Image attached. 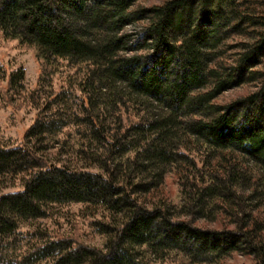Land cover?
Here are the masks:
<instances>
[{
  "label": "trees",
  "instance_id": "16d2710c",
  "mask_svg": "<svg viewBox=\"0 0 264 264\" xmlns=\"http://www.w3.org/2000/svg\"><path fill=\"white\" fill-rule=\"evenodd\" d=\"M135 1L0 0L4 38L35 49L43 65L56 58L71 64L87 61L89 77L108 85L121 83L127 93L148 101L147 108H155L145 119L130 122L125 131L136 133L140 143L132 146L130 165L135 175L160 167L156 179L143 181L137 175L132 180L127 174L118 178L115 167L104 163L102 172L57 165L26 144L0 145V177L21 175L19 189L0 193V263H10L4 247L11 245L19 222L42 216L49 203L74 200L120 215L110 223L98 222V230L105 235L103 247L71 236L45 237L30 242L18 262L32 264L50 257V264H150L143 259V250L157 254L178 249L193 259H205L244 244L253 257L249 264H264V227L249 219L250 214L235 221L233 228H204L179 218L164 203L148 206L139 197L157 187L166 164L177 161L180 177L190 185L198 182L190 195L189 202L194 204L207 197L231 203L233 185L240 186L244 178L250 180L249 164L261 168L264 178V70L250 69L264 55V0H165L131 9ZM201 12L210 15L205 18L211 20L208 29L200 26ZM131 22L143 23L141 35L132 45L119 33ZM240 24L250 28L255 40L245 45L238 58V73L230 82V75H220L211 63L219 55L215 53L219 26ZM126 49L135 52L126 53ZM0 70L6 75L8 89L22 87L20 66L5 72L0 64ZM245 73L246 79L257 78V88L243 96L244 102L224 106L211 102L219 91L239 83ZM53 127L51 121L35 118L23 137ZM177 130L210 149L216 157V174L209 171L196 180L184 174L187 164L181 161L185 156L174 149L180 136ZM93 132L103 138L111 153L117 138L114 132L101 126ZM262 192L264 197V188ZM199 209L196 212L203 216Z\"/></svg>",
  "mask_w": 264,
  "mask_h": 264
},
{
  "label": "rangeland",
  "instance_id": "374dc122",
  "mask_svg": "<svg viewBox=\"0 0 264 264\" xmlns=\"http://www.w3.org/2000/svg\"><path fill=\"white\" fill-rule=\"evenodd\" d=\"M164 1L136 0L131 9H144ZM223 7L225 6L222 5ZM204 12L199 13V23L202 29H208L211 20L205 18H209L210 15H202ZM142 25V22L128 23L119 33L123 35L126 43L132 45L141 35ZM250 31L244 24L235 28L229 25L219 26L217 33L219 42L215 49V53L219 55L214 56L211 66H215L216 70L221 72L220 75L229 74L230 82L238 73V58L247 45L254 43V34ZM125 52L135 51L126 49ZM256 61L250 69L264 70V55L259 56ZM0 64L5 72L20 66L24 73L22 87L15 90L7 88L6 75L2 76L0 70V145L26 144L36 149L47 161L57 165L102 172L104 163L115 167L118 178L127 174L132 180H136L139 175L143 181L156 179L155 173L160 168L158 165L152 170L148 168L140 170L138 176L135 175L136 171L130 165L134 154L132 146H138L140 143H137L136 133L125 131L130 122L139 118L145 119L155 110L150 106L147 108L148 101L127 93L121 83L114 82L108 85L89 77L87 74L90 64L87 61L71 64L66 59L56 58L52 63L43 65L37 58L35 49L19 44L14 39L4 38L1 33ZM245 76L246 73L239 83L231 84L219 91L211 102L224 106L239 102L244 95L255 91L257 78L246 79ZM209 85L205 87L209 88ZM35 118L51 121L54 127L51 131L23 137L25 130ZM97 126L104 127L116 135L117 138L113 140L116 142L115 148L111 153H107V143L103 138L94 134L93 130ZM176 132L180 136L174 149L185 156L181 161L187 164L183 165L184 174L194 180L199 175L207 176L210 172L216 174L213 171L216 157L210 149L199 141L182 136L178 130ZM179 164L178 161L166 164L157 187L139 194V197L146 201V205L164 203L172 207L179 218L190 219L193 224L204 228H233L236 225L235 221L247 214L251 215L249 219L259 222L264 227L262 195L264 178L261 175V168L253 164L246 166V170L252 172L250 180L244 178L240 186L233 185L235 195L229 194L231 197L229 200H233L231 203H218L217 199L211 200L207 197L201 204H194L189 202L190 195L198 186V182H192L193 186L184 180L183 175L180 177L177 167ZM255 185L254 195L249 196L248 194L252 193L250 189ZM20 187L21 175L0 177V193ZM198 208H201L199 210L203 212V216L196 212ZM119 216L100 207L94 209L84 201L49 203L42 216L27 222H19L15 234L11 237V245L4 247V256L9 260V264H23L18 260L26 246L30 242H40L45 237L71 236L83 243L103 247L105 235L98 230V222L110 223ZM8 240L4 239L5 242ZM142 247L139 249L143 250ZM142 256L150 264H249L253 261L244 244L221 256L212 255L205 259H193L178 249H166L157 254L143 250ZM50 260V257H45L32 264H50Z\"/></svg>",
  "mask_w": 264,
  "mask_h": 264
}]
</instances>
